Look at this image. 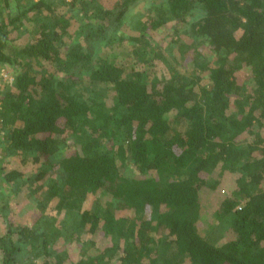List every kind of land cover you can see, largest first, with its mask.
Listing matches in <instances>:
<instances>
[{
  "label": "trees",
  "instance_id": "1",
  "mask_svg": "<svg viewBox=\"0 0 264 264\" xmlns=\"http://www.w3.org/2000/svg\"><path fill=\"white\" fill-rule=\"evenodd\" d=\"M12 1L2 178L63 216L9 224L3 264H264V0Z\"/></svg>",
  "mask_w": 264,
  "mask_h": 264
},
{
  "label": "rangeland",
  "instance_id": "2",
  "mask_svg": "<svg viewBox=\"0 0 264 264\" xmlns=\"http://www.w3.org/2000/svg\"><path fill=\"white\" fill-rule=\"evenodd\" d=\"M32 0H14L11 2V5L7 7V15L8 16H15L19 12H21L23 9H25L29 3ZM140 6L135 8L134 12H137L139 10ZM152 33V32H151ZM161 37L155 33H152V42L158 43L161 41ZM184 39L187 37L184 36ZM187 40V39H186ZM167 42V40H166ZM165 42V43H166ZM127 43V42H126ZM180 49L178 48V45H176V50L174 51V54L176 56L179 54ZM4 65L0 64V68H2ZM5 67V66H4ZM163 72V71H162ZM244 78H241L240 81H242ZM3 150L0 149V237H3L7 231V226L9 224H15L18 226L19 224L24 225H33L37 222L38 218H40L41 214L46 213L49 215H58L61 219L63 214L58 212L55 208L56 199L50 200L48 203L45 202L46 200V194H47V186H44L42 188H39L41 184H43L45 178L37 179L33 182L31 187H27L25 189H22L20 192L13 193L12 187L13 184L8 185L3 181V174L5 172L10 171L12 168L18 167L20 165H23V160L21 156L18 155H12V156H5L4 153H2ZM25 166V165H24ZM42 168V163H36L32 164L29 163L24 167V172L26 175H32L33 179H35V174H37ZM47 177V176H46ZM223 189L225 192H231L234 188L232 185V181L226 182L223 186ZM93 197H91L87 203L86 206L92 205ZM47 203L46 206L42 207L41 204ZM213 204V200L209 199L206 201L205 205L211 206ZM223 226L222 223L218 225L215 231L210 232L209 235L213 234L214 237H217V240H220L219 238L227 237V234L224 232L223 236H220V233L222 232L219 230ZM220 227V228H219ZM212 236V237H213ZM98 240L103 244L107 243L109 241V237H103L102 235L98 236ZM16 239V238H15ZM224 238L221 240L223 241ZM76 246H72L71 251L76 252L77 251ZM23 252V251H22ZM3 257L4 253L0 249V264H3ZM24 262V263H23ZM29 264V256H25L22 261H19V263L16 264ZM34 264H41V261L37 260Z\"/></svg>",
  "mask_w": 264,
  "mask_h": 264
},
{
  "label": "built area",
  "instance_id": "3",
  "mask_svg": "<svg viewBox=\"0 0 264 264\" xmlns=\"http://www.w3.org/2000/svg\"><path fill=\"white\" fill-rule=\"evenodd\" d=\"M12 79L13 77L10 75L8 70H6L4 67L0 68V90L5 84L12 81ZM0 108H1V99H0Z\"/></svg>",
  "mask_w": 264,
  "mask_h": 264
}]
</instances>
